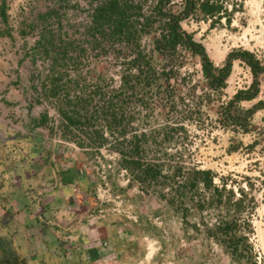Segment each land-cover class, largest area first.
Returning <instances> with one entry per match:
<instances>
[{
	"label": "rangeland",
	"instance_id": "1",
	"mask_svg": "<svg viewBox=\"0 0 264 264\" xmlns=\"http://www.w3.org/2000/svg\"><path fill=\"white\" fill-rule=\"evenodd\" d=\"M107 1L109 0H7V23L0 16V57L4 59L1 62L4 74L0 75V100L4 102L0 108V119L4 120L0 123L2 137L14 135V143H22V133L26 135L33 132L31 120L36 117V111L46 112L47 104L51 105L44 99L36 104L34 99L36 93H43L49 84L56 85L52 89H59L60 100L57 99V107L68 109L78 118H89L92 115L97 125H103L109 114L102 109V99L97 101L98 95L93 94L103 87L104 91L109 92L107 96L113 97L112 90L120 87L121 78L127 73L126 55L130 57L139 49L142 55L153 54V58L156 56V72H162V67H166L162 64L164 59L157 49L168 20L166 15H183L187 1L168 0L159 10L156 9L159 0H121L123 4L127 2L130 6L128 18L130 29L134 33V42L123 46L122 50L119 49L118 39L104 37L102 33L89 28L92 8ZM217 1L225 5L229 15L221 13L217 20L206 16L198 5L194 13L181 19L183 32L191 34L200 42L214 63L223 64L230 54L242 50L252 53L264 68V0ZM139 15L144 21L150 19L149 25L144 26L143 22L140 24ZM82 46L88 49L83 55L80 53ZM171 64L180 69L175 76L156 74L158 83H163L164 87L159 89L163 92L161 96L153 90L148 92L145 82L142 80L140 85L136 78L139 72L134 74L138 91L134 94L136 99L130 100L123 110L132 116L130 122L133 124L130 127H135L138 132L150 137L158 132L168 134L178 124L184 123L186 127L183 138L180 134H175L173 142L167 146L162 145L163 150L168 148L170 157L165 156V151L164 154L160 153L159 140L148 138L149 144L146 147L149 154L156 152V157L152 155L151 161L144 158L147 162L143 160V163H155L153 160L158 162V159L165 158L162 162L165 167L163 177L176 162L184 165L181 175L192 171L189 170L191 165L209 168L214 173L233 180L234 189H245L249 198H254V202H246L245 209L236 212L235 208H231L233 204L225 200L212 203L208 199L203 203L202 198L210 192L201 185L191 190L187 184H183L184 187L187 185L186 188L180 189L177 196L172 198L173 193H169L170 196L165 194L160 181L148 186L146 189L149 190L144 194L134 174L131 173V185L126 184L127 176H119L114 165L111 164L110 168L106 164V167L99 168L97 162H92L96 156L91 157L77 147L67 150V158L72 159L70 163L62 154L55 152L54 161L58 168L66 171L69 165L75 170L73 174L79 175V178H75L71 185L57 188L56 196L61 195L63 198L59 196L56 199L58 202L63 199V202L60 205L57 203L55 216L50 217L51 219L43 217L41 220L50 225L49 229L51 225L58 228L56 233L60 242H65L68 246L74 245L81 234V237L86 236L81 231L79 233L80 222L89 223L95 217L94 223L103 239L112 243L115 249H123L120 251L122 255L125 253V260L130 256L132 259L135 257L136 263L127 264H236L210 232L218 221L228 220L237 214L238 230L242 233H249L246 222L250 220L253 232L249 237L254 261L255 264H264V104L259 106L248 126L249 131L258 133L257 139L247 137V146L237 144L236 149L227 153V133L213 142V130L211 126H204L203 122L210 114V119L223 127L227 122L222 125L220 121L228 120L223 111L230 109L236 114L237 108L218 103L217 96L212 94L213 89L202 74L199 56H195L190 50H180ZM254 80L258 81V88L263 89L264 71L258 76L254 74ZM165 89L168 91L164 92ZM66 95H70L74 102L70 103ZM169 108H172L170 112ZM130 122L126 124V128ZM229 130L235 147L236 133ZM15 146L13 151L17 149ZM106 156L113 159L112 153L107 152ZM101 158L98 161L102 162ZM17 168L23 170L20 161ZM170 180L173 182L170 186L177 184L176 177L171 176ZM44 188L41 191L48 189L43 190ZM29 192L32 195L33 188ZM77 195L82 198L81 203ZM117 195L119 198H116ZM33 201L32 197L24 201L31 213L35 211ZM199 202L201 206L197 205ZM40 207L42 211L43 204ZM9 209L11 212L8 214V224L11 222V225L7 229L16 231L18 229L13 217L17 210L12 212L14 209L11 204ZM150 218H154V226H150ZM28 227L27 230L31 232L32 226L29 224ZM66 232L69 234L66 235ZM49 237L50 235L47 236V241L54 240ZM91 251L95 253V250ZM151 254L153 258L147 259ZM1 256L0 252V260ZM61 263L62 260L57 258L56 264Z\"/></svg>",
	"mask_w": 264,
	"mask_h": 264
},
{
	"label": "flooded vegetation",
	"instance_id": "2",
	"mask_svg": "<svg viewBox=\"0 0 264 264\" xmlns=\"http://www.w3.org/2000/svg\"><path fill=\"white\" fill-rule=\"evenodd\" d=\"M110 1L111 0L104 2L97 7H93L92 5L93 15L89 28L94 32L102 33L104 37L112 36L114 37L113 39H118L120 42H122V47L119 45L120 42L118 43L119 49L122 50L123 46H129L132 42H134V36L128 40L127 37H119L112 35V24L110 23L108 24L107 28H95V24H97L96 16L98 15L99 10L105 7ZM118 1L122 5L127 4V2L123 4L121 0ZM129 8L130 6H128L127 8L128 22ZM140 16L141 15H139L138 17V19L141 20L139 21L140 24H142L143 22L145 24L144 26H146L148 19L147 21H144L143 17ZM167 21H169V18ZM125 41H127V43H124ZM76 47H78V45ZM86 51H88V49L82 46L81 52H79L83 55V53H86ZM140 54L142 55V53H140L138 49L135 50L134 54L130 57L126 55L127 59L125 62L128 66L126 67V75L132 74L135 68L131 69L129 64L131 61H134ZM143 56L151 57L153 56V54ZM160 56L162 59H164L163 64L166 65V57H164L163 55ZM155 57L156 56L154 55V59H156ZM161 70L162 72H156L155 70L156 83H154L152 86L149 85L148 90L146 89L148 92H152L153 90V92H157V95L159 94L160 96L163 94V92L159 91V89H164V87L163 83L162 85L158 83L156 74H158L159 76L172 75L171 73H169V67L165 69L166 71H168L167 74H164L163 67ZM137 72L138 71H135L134 74H136ZM39 73L43 75V73H41L40 71ZM126 75L121 78L122 84L120 85V87L115 90H112V92H114V94H112L113 97H108L107 95L109 92L104 91L105 88L103 87L98 89V91L93 94V96H96V94L98 95L97 101L99 99H102L101 102L102 104H104V107L102 109L104 110L105 108L107 109V105L110 103L111 99H114L113 103L115 112H117V117L121 118L123 116L125 118L122 124H113L111 122L112 115L110 116V114L108 115L107 113L108 118L106 119V122H104L103 125H97V122L91 117L92 115L89 118H85L84 116L82 118H78L76 117V115H73L72 112L70 113L68 109L63 110L61 107H57V99L60 100V94H58L59 89H52V87L56 85L49 84L44 88L43 93L37 92V96L34 99L36 104L41 102L43 99L49 101L51 104H47L46 112H41L39 110L36 111V117L31 120L32 131L34 133L30 132L26 135L22 133V143H20L19 139H16L19 141V143H14V135H11V137H8L6 135V137L4 138H8V141L4 145L2 141H0V143L2 144L0 149V170L2 169L0 172V252L2 253L0 264H56L57 258L62 260L61 264H93L91 262H96V264H104L103 259L101 258L104 257V260L106 261L107 256H104L105 253H110L115 249L112 243L107 242L105 239H103L102 234H100V230H98V227L94 223L95 217H93L91 219V222L89 223L87 221L80 222L79 233L81 231L83 232V235L86 234V236L81 237V234V236L75 240L74 245L69 244L68 246L65 242H60L61 239L56 233V230L58 228L56 229V227L54 228V225H51L49 229L50 225L48 223H46V225L44 221L41 220L43 217L51 219L50 217L55 216L54 213H56V211L54 212V210L56 209H54L50 203L53 200H56V198H59V196L60 198H63L61 195L56 196V193L58 194L57 188L63 187L67 184L71 185L73 184L75 178H79V175L73 174L75 170H72L69 165L67 166V169H65L66 171L58 168V165L55 164L54 161V157L56 156L55 152H58L62 154L64 158H67V150H72V148L77 149V147H79L84 150L87 155L91 157H97V159L95 157L92 162H97L99 168H103V166L106 167V164L109 165L110 168L112 167L111 164L114 165L113 168H117V170L119 171V176H127L128 179L126 180V184L131 185V173L134 174L135 180L142 187V193L145 194L146 191L149 190L146 189L148 188V186L156 185V183L160 181L161 186L163 185L162 187L164 188L165 194L169 195L170 193L171 195L173 193V195H171L172 198L177 196L176 193H178L180 189H185L183 184L187 183L189 176L193 170H203L190 168L189 170L192 171L181 175L182 169L184 170V165H179V163L176 162L175 165H172L170 167V170L166 171L165 177H163V170L165 167L162 162L165 160V158L162 157L161 159H158V162L156 160H153L155 163H144L145 167L151 166L154 169L157 168L160 171L161 174L156 180L149 179L144 181L139 178V171L133 168V166L130 165L128 162L139 159L141 160L142 157V161L144 160V158H146L147 161H151L152 155L156 157V152H151V154H149V150L146 147L149 144L148 138H154L159 140L161 144L160 153L164 154L165 151V156L168 157H170V154L167 153L168 148L166 147L163 150L162 145L165 144L167 146L168 143L173 142V139L167 138L168 134L163 132L162 134L158 132V136L156 135V133H154L153 137H150L146 133L138 132L135 127H130L131 124H133L132 122H130L132 120L130 119L132 116L128 115L126 111L123 110L127 106V103L131 102L130 100H133L134 98L136 99V96H134L136 92H134L130 88L127 89L126 85L123 84V80ZM34 88L37 89L35 87V84ZM1 90L2 89L0 87V93ZM167 91V89L164 90V92ZM122 92H125L124 95L121 94ZM39 95H41V97ZM66 96H68L70 103L74 102L71 99L70 95ZM122 96L124 98H121ZM142 100H144V97ZM0 102L4 104L3 100H0ZM92 106L93 108L95 107L94 103H92ZM170 109L172 108H169L168 112L171 111ZM27 110L31 111V109L29 108ZM69 118L78 120L81 119V121L86 123L87 121L91 122L85 125H72L69 121ZM3 121L4 120L0 119V123H2ZM128 122H130L127 127L129 130L126 128V124ZM178 126L183 127V125L180 124H178ZM96 131L97 133L95 134L94 132ZM180 131L183 132V129ZM0 136L2 137L3 135L0 134ZM14 145H16L15 147H17L15 151H13ZM126 147H128V149H126ZM151 148H153V146ZM126 150H128V153ZM104 151L106 152L104 153ZM150 151H153V149H151ZM107 152L113 154L112 160H110L106 156ZM161 154H159V156H161ZM99 157H102V162L98 161ZM19 161L23 164V170L17 168V163ZM71 161L72 159L67 158V162L70 163ZM170 162H172L171 159ZM80 172L82 173V171ZM171 176L173 178H177L176 185L170 186L173 183L170 180ZM106 185L107 184H105V186ZM42 187H45L43 190L47 188L48 189L46 191H41ZM14 188L15 190H13ZM31 188H33L32 195L29 192ZM6 189H8V192H10L9 189H11V191L13 192H10V195H8L7 192V195H4ZM101 189L103 190L102 186ZM16 191L18 192V194H16ZM17 195L20 198H17ZM30 196L34 198L32 206L35 211H33L32 213L29 212L26 206L24 205V201H26V199ZM77 197L80 198L79 195H77ZM116 198H119V196L117 195ZM79 200L81 203L82 198H80ZM10 204L14 209L12 212L17 210V212L15 213L16 216H14L16 217V219H14L13 217V220L16 222V226L18 229L16 231L14 229L11 231L7 229L11 225V222L10 224H8V219L10 218L8 214H10L11 212V210L9 209ZM41 204H43L44 206L42 211L40 209ZM79 205L80 204H78V207ZM197 205L201 206L202 204L199 202L197 203ZM152 220H154V218L149 219L150 226H154V222ZM29 224L30 226H32L31 232L27 230L29 228ZM211 228L212 230L210 232V235L212 236V233L215 230V225H213V227ZM52 232L54 233L51 236ZM59 232L62 233L61 231ZM67 234H69V232H66V235ZM48 235H50V239L53 238L54 240L51 239V241H47L46 238ZM218 243L222 245V243ZM222 247L224 248L227 255L230 256L233 261L237 262L236 264H253V262L247 261L246 259H243L242 263L238 262L236 258L232 255L231 250L227 251L223 245ZM91 250H95V253H92ZM152 258V254L151 256H149V258L147 257V259L149 260H151Z\"/></svg>",
	"mask_w": 264,
	"mask_h": 264
},
{
	"label": "trees",
	"instance_id": "3",
	"mask_svg": "<svg viewBox=\"0 0 264 264\" xmlns=\"http://www.w3.org/2000/svg\"><path fill=\"white\" fill-rule=\"evenodd\" d=\"M0 6V16L3 21L7 23V0H1ZM168 0H159L156 9L161 10L165 3ZM186 8L183 12V15L174 16V15H166L169 18V21L165 23V31L158 41L157 49L160 55L166 57V67H163L164 74H167L168 71L165 69L169 67V73L175 76V73L180 70L177 65H172L171 61L176 60V55L180 50H190L193 52L195 56H199L202 63V70L207 83L215 90L217 93L226 86V80L230 75L232 62L235 58H241L245 61H248L254 70V74L258 76L260 73L264 71V68L260 65L258 61L255 60L252 53L248 51H236L230 54L227 58L226 63L223 67H216L210 57L206 52V48L201 44L194 40L191 34L183 32L182 26L180 24L181 19L188 16L190 13H194L197 6L199 5L202 12L209 17H218L220 18L221 13H225L229 15V12L224 4L220 3L217 0H186ZM127 4L122 5L118 0H111L105 7L99 10L97 18V24H95L96 29H104L107 28L108 24H112V35L119 37H127L129 40L134 36V33L129 27V22L127 19ZM164 15V14H163ZM229 22H231L230 18H228ZM150 19H148L147 25H149ZM153 56L145 57L143 55H139L134 61H131L129 66L131 69L135 68L132 74H127L124 78V83L127 89H132L134 92H138L136 90L137 82L134 83V72L138 71V78L140 85L145 82V85L149 87L156 82L155 80V69L156 65L154 62ZM164 62V61H163ZM163 64V63H162ZM142 78V79H141ZM143 80V81H142ZM136 85V86H135ZM258 81H254L251 88L248 91H244L238 95L237 99H248L251 100L256 97L258 94ZM178 100V99H177ZM112 101V102H111ZM110 103L107 105L106 112L112 115V123L113 124H122L125 118L122 116L121 118L117 117V112L114 109V99H111ZM263 105V104H261ZM123 106V105H122ZM113 108V109H112ZM122 108V107H121ZM225 109V107H223ZM223 114L226 116L228 120L239 121L241 117L239 115H233L230 109H226L223 111ZM70 123L73 125H85L90 123L91 121L83 122L81 119H73L69 118ZM82 122V123H81ZM183 127H175L172 128L170 133H168L167 138L174 139L175 134H179ZM95 134L97 133L94 132ZM133 166L137 171H139L141 180H156L160 176V171L153 167H145L142 160H133L128 162ZM217 175L211 170H193L189 176L187 181V185H190L189 188L191 190H195L200 185L206 190L209 191L208 196H204L202 198V202L211 200L212 203L216 202H228L229 204H233L231 208H235L236 212H241L245 209L246 202H254V198H249V196L245 193L243 189H240L241 197H237L234 190H227V182L228 179H222V185L215 183V178ZM186 185V186H187ZM185 186V188H186ZM210 196V197H209ZM195 198V197H194ZM193 198V199H194ZM254 206V205H253ZM237 214L234 217H229L228 220L218 221L215 225V230L212 233V236L216 239V241L222 243L227 251L231 250L232 255L236 258L238 262H243V259L247 261H254V253L252 249V244L250 243V234L253 232V227L250 220H247V230L249 233H242L238 230V220L236 219ZM10 263V262H9Z\"/></svg>",
	"mask_w": 264,
	"mask_h": 264
},
{
	"label": "built area",
	"instance_id": "4",
	"mask_svg": "<svg viewBox=\"0 0 264 264\" xmlns=\"http://www.w3.org/2000/svg\"><path fill=\"white\" fill-rule=\"evenodd\" d=\"M214 18L217 19L218 17H214ZM181 26H182V24H181ZM194 40H195V38H194ZM195 41L198 42L197 40H195ZM198 43H200V42H198ZM226 61L223 64L214 63L213 61L212 62L214 63V65L216 67L221 68L224 66ZM201 66H202V63H201ZM252 69L253 68L250 66V64H248L245 60H242V59L238 60V61L233 60L230 75L226 80V86L224 88H222L219 91V93H217L215 90H212V94L216 95L218 98V103L222 104L225 107H230V106L234 105L237 108L236 109L237 113L236 114H234L232 112L231 113L235 116L239 115L241 117V119L239 121H237V120L236 121H234V120L220 121V123L222 125H223V123L227 122L226 123L227 125H223V127L218 126L216 121L213 122V120L210 119V117H211L210 114L208 115V117H205L207 119L203 122L204 126H211V128L213 130L211 140H213V142L216 141V138H218L220 140L219 137L221 135L227 133V142L225 145V149L227 150V153L230 152L231 149H236L237 144L241 145V146H243V144H244L245 146H247L248 143L245 142V139H247V137L251 138V136H253L255 139H257V137H258V133H256L255 131H249L250 127H248V126H250L251 120H252V118H254L255 114L257 113L259 106L261 104H264V88L262 89V87H260L256 97L251 99V100L237 99V97H238V95H240V93H243L244 91H248L251 88L252 84L254 83V81H255L254 80V72ZM202 74H203V70H202ZM203 76H204V74H203ZM245 115H246V117H245ZM212 126H214V129ZM227 126L229 128H227ZM183 128H184V130L186 128L184 126V123H183ZM229 129H232L234 131V133H236V135L234 136V138L237 140L236 141L237 143H235V147L233 146L232 134L229 135V133H230ZM180 136L183 138L184 132H182V133L180 132ZM251 148L253 149L254 145H252ZM191 168L211 170L209 168H201L198 165H191ZM211 171H213V170H211ZM215 174L217 175V177L215 178V183L222 185V179H224V178L226 179L227 177H223L217 173H215ZM232 184H233V180H229V182H227V188L233 189L236 196L241 197L240 189H237V188L234 189V186ZM243 190L245 191V189H243ZM246 190H248V189H246Z\"/></svg>",
	"mask_w": 264,
	"mask_h": 264
},
{
	"label": "crops",
	"instance_id": "5",
	"mask_svg": "<svg viewBox=\"0 0 264 264\" xmlns=\"http://www.w3.org/2000/svg\"><path fill=\"white\" fill-rule=\"evenodd\" d=\"M1 1V0H0ZM0 36H2V33H1V35ZM0 59H1V57H0ZM3 59V58H2ZM0 60V75H2V74H4V70L2 69V64H1V62H3V60ZM1 102H0V108H1ZM1 127L2 126H0V132L2 133V129H1ZM0 141H2V143H3V145L4 144H6V142L8 141V138H2L1 136H0ZM1 143H0V149H1ZM2 170V169H1ZM1 170H0V172H1ZM33 177V176H32ZM1 191V190H0ZM9 191H10V189H9ZM7 192H8V189H6V191L4 192V195H7ZM11 193L13 192V191H10ZM10 192H8V195H10L11 193ZM17 192V191H16ZM20 193V192H19ZM3 194V193H2ZM16 194H18V192L16 193ZM28 196H29V194H28ZM19 197V196H18ZM31 197V196H30ZM20 198V197H19ZM34 199V198H33ZM63 200V199H62ZM62 200H60L59 202L57 201V199L56 200H53L50 204L53 206V208L54 209H56L57 208V203L59 204V203H61V202H63ZM60 205V204H59ZM61 206H63V205H61ZM113 250V249H112ZM123 251V249H118V248H116V249H114L113 251H111L110 253H105V257L107 256V258H106V261L104 260V257L103 258H101V259H103V262H104V264H127V262H129V263H134L135 261V257H133V259L131 258V256L130 257H128L127 258V260H125V253H123V255H122V253H121V251ZM128 263V264H129ZM136 263V262H135Z\"/></svg>",
	"mask_w": 264,
	"mask_h": 264
}]
</instances>
